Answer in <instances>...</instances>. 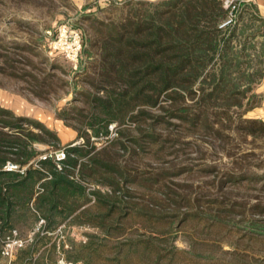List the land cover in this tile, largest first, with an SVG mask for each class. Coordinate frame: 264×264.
I'll return each instance as SVG.
<instances>
[{
  "label": "rangeland",
  "instance_id": "rangeland-1",
  "mask_svg": "<svg viewBox=\"0 0 264 264\" xmlns=\"http://www.w3.org/2000/svg\"><path fill=\"white\" fill-rule=\"evenodd\" d=\"M136 1L0 0V67H4L0 106L42 121L57 132L63 144L85 145L55 112L72 100L76 90L100 80L101 45L111 27L125 22L130 9L147 8ZM62 24L81 32L82 47L84 40L93 42L89 54L82 48L76 67L50 46ZM259 84L254 91L261 94ZM257 101L260 106L263 100L258 97ZM182 102L191 104L192 100L187 97ZM171 107L161 95L158 105L140 106L146 115L127 119L112 131L108 127L106 135L88 133L93 156L112 162L132 180L120 190L127 212L120 233L96 237L92 245L77 252L87 235L97 230L67 219L54 231L42 232L48 239L31 262L21 259L17 251L9 258L0 256V264H33L39 254L43 264L67 253L81 255L77 260L81 264H264V178L231 186L226 194L218 188L230 172L264 174V131L254 137L235 128L237 114L254 117L256 107L248 111L233 107L235 120L221 133L200 127L189 131L188 123L168 118ZM213 113L209 110L211 119ZM151 132L156 139L147 138ZM37 147L47 148L43 144ZM102 175L101 171L82 179L88 192L110 191L101 181ZM219 205L229 211H222ZM87 206L91 213L99 210L93 200ZM35 226L18 229L27 238ZM70 241L76 244L74 249H70ZM52 246L55 252L50 251Z\"/></svg>",
  "mask_w": 264,
  "mask_h": 264
},
{
  "label": "trees",
  "instance_id": "trees-1",
  "mask_svg": "<svg viewBox=\"0 0 264 264\" xmlns=\"http://www.w3.org/2000/svg\"><path fill=\"white\" fill-rule=\"evenodd\" d=\"M236 1L242 9L234 24L220 27L228 13L223 0H137L135 4L147 8L130 9L125 22L111 27L101 45L100 80L76 90L72 100L55 112V117L75 130L85 145L63 144L57 132L42 121L0 106V233L21 226L32 229L39 217L45 220L32 241L18 250L21 259L31 262L46 243V233L67 219L97 230L87 235L77 252L92 245L96 237L120 233L121 221L127 215L120 190L132 180L112 162L93 156L89 132L94 137L106 135L111 123L118 125L146 115L140 106L158 105L161 95L172 106L168 118L188 123L189 131L200 127L221 133L235 120L233 107L248 111L258 106L262 95L254 91V85L264 80V16L252 1ZM22 23L29 27L28 21ZM259 37L260 41L254 40ZM92 44L91 39L84 40L83 52L89 54ZM187 97L191 104L182 102ZM75 101L81 105L76 106ZM209 110H214L212 119ZM242 115L237 114L238 131L254 137L264 131L263 119ZM155 137L152 132L147 135L149 140ZM38 144L47 148L39 149ZM57 150L65 152L61 170L48 155ZM44 154L47 156L42 158ZM8 163L19 169H7ZM101 171V181L110 191L88 192L82 179ZM263 178L264 174L230 172L218 188L226 194L231 186ZM91 200L99 208L95 214L87 206ZM69 245L74 249L76 244L70 241ZM1 246L0 239V256ZM50 251L55 252V247ZM41 257L39 254L33 264H40ZM66 257L73 261L82 258L68 253Z\"/></svg>",
  "mask_w": 264,
  "mask_h": 264
},
{
  "label": "built area",
  "instance_id": "built-area-1",
  "mask_svg": "<svg viewBox=\"0 0 264 264\" xmlns=\"http://www.w3.org/2000/svg\"><path fill=\"white\" fill-rule=\"evenodd\" d=\"M223 7L227 9L228 13L225 20L221 22L220 27H226L234 24L239 11V3L236 0H223ZM50 46L53 51H57L62 54L68 61L72 62L73 67H76L82 50L81 32L71 25L62 24L57 27L53 35V39L50 42ZM114 126L115 124H111L109 126L110 131L113 130ZM48 155L54 157L57 169L61 170L63 167L62 161L65 159V152L63 150H57ZM46 156L47 155L44 154L41 157L45 158ZM5 167L10 170L19 169L17 165L10 163H8ZM20 171L23 172L24 168L20 169ZM89 189L90 188H87V190ZM44 225L45 220L39 217L34 230L27 238L22 237L18 229H12L5 234L0 233V239L2 242L1 256L8 258L12 257L19 249L25 247L29 242H31L34 232L39 231ZM58 230H60V227ZM52 264H81V262L69 260L64 255H60Z\"/></svg>",
  "mask_w": 264,
  "mask_h": 264
},
{
  "label": "crops",
  "instance_id": "crops-1",
  "mask_svg": "<svg viewBox=\"0 0 264 264\" xmlns=\"http://www.w3.org/2000/svg\"><path fill=\"white\" fill-rule=\"evenodd\" d=\"M252 2L256 4L260 13L264 16V0H252ZM257 90L261 92L263 101L260 106L253 110L252 113L254 117H259L264 120V80L259 84Z\"/></svg>",
  "mask_w": 264,
  "mask_h": 264
}]
</instances>
